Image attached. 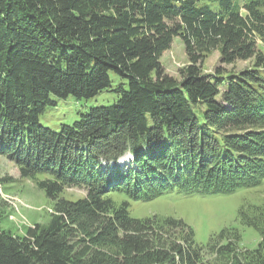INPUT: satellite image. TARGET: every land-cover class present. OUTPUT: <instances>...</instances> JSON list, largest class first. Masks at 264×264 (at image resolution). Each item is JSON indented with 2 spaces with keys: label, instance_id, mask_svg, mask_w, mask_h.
I'll return each instance as SVG.
<instances>
[{
  "label": "trees",
  "instance_id": "trees-1",
  "mask_svg": "<svg viewBox=\"0 0 264 264\" xmlns=\"http://www.w3.org/2000/svg\"><path fill=\"white\" fill-rule=\"evenodd\" d=\"M174 37L188 60L179 78L160 62ZM213 51L252 61L203 73ZM110 73L112 104L57 131L40 124L54 97H94ZM0 154L44 175L54 202L23 235L0 230V264H264V204L238 208L253 248L233 226L202 245L180 218L129 213L130 201L264 182V0H0ZM72 186L85 194L61 196Z\"/></svg>",
  "mask_w": 264,
  "mask_h": 264
},
{
  "label": "rangeland",
  "instance_id": "rangeland-1",
  "mask_svg": "<svg viewBox=\"0 0 264 264\" xmlns=\"http://www.w3.org/2000/svg\"><path fill=\"white\" fill-rule=\"evenodd\" d=\"M251 61L252 59L238 60L233 64H222L218 52L213 51L205 58L201 67L203 73L210 74H215L217 67L226 72H237L250 66ZM160 62L165 74L179 78V70L188 60L184 45L178 37L173 38L170 48L162 54ZM110 78L111 87L94 97H54L56 104L46 107L40 114V124L57 131L62 124L70 125L78 120L80 113L87 112L92 106L112 104L117 99L114 89L120 79L114 73H110ZM131 157L126 155V159L117 160V165L125 160V167L129 166L132 162L130 159L133 158ZM118 168L125 171L124 166ZM44 179L45 176L39 174L32 178L23 177L18 164L12 158L0 154V230L23 235L28 226L36 222L43 223L49 218L54 202L38 185V182ZM84 194L83 188L72 186L64 188L61 196L77 199ZM111 198L117 203L121 200L117 195H111ZM251 204H264V182L258 187L241 188L230 194L174 191L149 201H130L129 213L135 217L156 214L180 218L193 228L196 242L202 245L222 228L233 226L240 232V245L253 248L259 241L258 232L252 227L242 226L238 219V208L242 205L241 207L247 209Z\"/></svg>",
  "mask_w": 264,
  "mask_h": 264
}]
</instances>
